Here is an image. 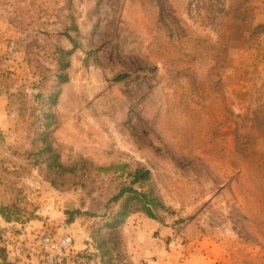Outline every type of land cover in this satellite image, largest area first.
I'll return each mask as SVG.
<instances>
[{
	"label": "rangeland",
	"instance_id": "rangeland-1",
	"mask_svg": "<svg viewBox=\"0 0 264 264\" xmlns=\"http://www.w3.org/2000/svg\"><path fill=\"white\" fill-rule=\"evenodd\" d=\"M73 23L45 118L33 83L48 68L56 84ZM0 92V216L33 234L0 231L11 257L39 264V235L66 229L99 264V247L110 264H264V0H0ZM33 114L62 173L28 156ZM128 185L162 206L152 218L131 199L107 226Z\"/></svg>",
	"mask_w": 264,
	"mask_h": 264
},
{
	"label": "trees",
	"instance_id": "trees-1",
	"mask_svg": "<svg viewBox=\"0 0 264 264\" xmlns=\"http://www.w3.org/2000/svg\"><path fill=\"white\" fill-rule=\"evenodd\" d=\"M72 29L73 31H77L76 23L71 24L68 28L65 29L63 34L66 35L68 40L71 42L70 48H65L61 44H55L54 49L52 50V55L54 57V64H55V79L57 80L56 84L48 90L47 86V70L48 68H44L42 72L39 73V77L34 80L33 87L34 91L33 94L38 102L41 104L40 109L37 111L40 112V115L45 118H52L53 114L50 111L51 109H44V105L51 106L56 102L57 94L59 91V84L67 80V72L66 69L69 66V58L68 56L74 51V49L79 45V42L76 40L75 36H71L67 33L68 29ZM46 33L45 30H43ZM32 50L28 49L26 52L27 54H31ZM121 76L117 75L114 79H119ZM1 93V92H0ZM34 119L29 124L28 129L34 134V138L31 139L32 148L27 151L29 158L34 161L36 164H45L47 169L57 168L59 173H62L61 170H64V165L60 162L59 154L52 148L51 144L48 142L43 143L41 146H37L38 140H42L46 134V127L49 126L50 121L44 123V127L42 128L40 123L37 124L40 120V115L33 114ZM86 162L83 163L82 167L86 166ZM115 166V165H112ZM108 167L106 166H97L96 169L98 171L107 170ZM149 170L143 166L136 167L134 170L128 172L127 174L131 176L130 184L137 183L138 186L142 185L146 182L150 176ZM54 179H51V183H54ZM150 196V195H149ZM146 192L142 190H137L136 188L128 186H122L120 190L113 196L114 200H121V203L117 207L114 214L111 218L106 222L107 226H116L123 222L129 212L128 203L131 199H136L140 201V208L145 214L149 217L155 218L156 213L153 210L154 206L160 205V202L153 198L152 196L149 197ZM82 211L79 208L67 210V222H72L74 218L80 214ZM6 220L9 218L2 214ZM7 217V218H6ZM99 244H103V239L98 240ZM99 247V246H98ZM99 255L101 257L100 264H110V252L107 248H100L99 247ZM105 257L107 259H105Z\"/></svg>",
	"mask_w": 264,
	"mask_h": 264
},
{
	"label": "crops",
	"instance_id": "crops-1",
	"mask_svg": "<svg viewBox=\"0 0 264 264\" xmlns=\"http://www.w3.org/2000/svg\"><path fill=\"white\" fill-rule=\"evenodd\" d=\"M3 103H4L3 102V96L0 94V108L2 107ZM31 223H32V221H29V222H27V221L26 222H18V221H13V220L8 221L5 219V217L0 216V231H2L1 232V234H2V233H5L6 230L8 229V232L10 233V231H11L10 229L12 227L18 226V227H20L19 231L22 233L23 236L26 234L27 236H29L28 239H32V238H30V236L32 237V235H33L32 232L31 233L28 232V228H29V225H31ZM26 225H28V227H26ZM8 232H6V233H8ZM37 232H38V230H37ZM4 242H5V246H2L0 248L4 252L3 264H28V263H30V261H31L30 257L32 256V252H30L28 250L26 251L29 255V257H27V258L20 257L19 255L11 257L9 250L14 255V251L16 250V248L13 249L12 245L9 244L8 239L4 240ZM83 244L84 245H81L77 240H74V244H73V247H74L73 252L74 253L72 255H70V257L66 260L65 264H97L98 263V261L96 260L95 257H92V259H90L88 256H86L88 254V252L86 251V244L85 243H83ZM28 245H32V243H28ZM37 246H38V244H37ZM15 253H16V251H15Z\"/></svg>",
	"mask_w": 264,
	"mask_h": 264
},
{
	"label": "built area",
	"instance_id": "built-area-1",
	"mask_svg": "<svg viewBox=\"0 0 264 264\" xmlns=\"http://www.w3.org/2000/svg\"><path fill=\"white\" fill-rule=\"evenodd\" d=\"M73 236L62 229L57 234L47 231L39 235V264H65L73 252Z\"/></svg>",
	"mask_w": 264,
	"mask_h": 264
}]
</instances>
